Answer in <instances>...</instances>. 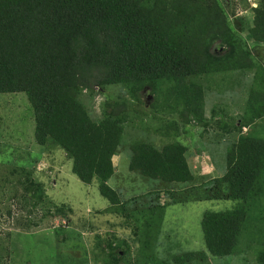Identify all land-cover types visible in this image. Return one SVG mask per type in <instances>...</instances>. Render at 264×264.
Returning <instances> with one entry per match:
<instances>
[{"label": "trees", "instance_id": "obj_1", "mask_svg": "<svg viewBox=\"0 0 264 264\" xmlns=\"http://www.w3.org/2000/svg\"><path fill=\"white\" fill-rule=\"evenodd\" d=\"M253 9L247 32L264 50V0ZM215 46L222 50L214 51ZM256 55L229 21L221 0H0V94L28 95L37 143L63 147L84 183L99 179L111 210L140 211L142 264L165 263L158 256L156 237L167 208L191 201L239 203L204 214L207 251H188L168 264H208L211 257L235 255L252 201L264 198V132L237 133L230 139L225 173L205 181L193 170L182 142L157 146L138 137L131 146L130 169L183 186L162 190L171 197L168 203L161 202V190L124 202L109 180L131 119L128 104L116 103L95 118L85 90L93 97L110 86L132 94L147 86L168 88L169 97L203 121L205 92L193 78L255 71L248 111L264 119V55ZM174 135L179 138L180 130ZM43 192L39 185L36 194Z\"/></svg>", "mask_w": 264, "mask_h": 264}, {"label": "rangeland", "instance_id": "obj_2", "mask_svg": "<svg viewBox=\"0 0 264 264\" xmlns=\"http://www.w3.org/2000/svg\"><path fill=\"white\" fill-rule=\"evenodd\" d=\"M260 1L221 0V3L250 50L263 59L264 50L247 32L254 17L253 8ZM213 49L218 53L222 50L219 46ZM254 76L255 71L246 74L228 71L193 78L205 92L203 121L169 97L168 88L153 90L147 86L132 94L122 86H110L93 97L85 90L84 100L95 118L110 112L116 103L128 104L131 119L128 116L129 126L120 152L114 157L116 169L109 185L121 194L124 202L130 203L152 192L183 186L144 177L130 169L131 146L138 137L152 139L157 146L174 140L182 142L188 147L196 175L205 177L203 181L223 175L227 151L233 142L230 139L237 137V133L264 132V119L253 118L248 111ZM35 129V112L28 95L0 94V257L4 258L1 262L142 264L140 211L135 207L128 213L111 210L110 201L101 193L99 179L92 184L84 183L73 172V160L66 150L53 143L38 144ZM178 130L179 138L174 135ZM39 185L44 191L41 197L36 194ZM159 193L163 204L172 201L165 191ZM238 203L203 200L170 205L156 237L160 259L168 264L185 252L207 251L202 227L204 214L231 210ZM251 206L235 255L211 257L208 264H264V198L254 199Z\"/></svg>", "mask_w": 264, "mask_h": 264}, {"label": "clouds", "instance_id": "obj_3", "mask_svg": "<svg viewBox=\"0 0 264 264\" xmlns=\"http://www.w3.org/2000/svg\"><path fill=\"white\" fill-rule=\"evenodd\" d=\"M254 6H257V3H254ZM258 7V6H257ZM257 7H255V8H257Z\"/></svg>", "mask_w": 264, "mask_h": 264}]
</instances>
